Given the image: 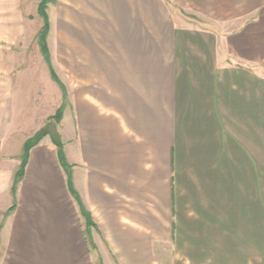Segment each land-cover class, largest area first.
Returning a JSON list of instances; mask_svg holds the SVG:
<instances>
[{
  "label": "crops",
  "instance_id": "1",
  "mask_svg": "<svg viewBox=\"0 0 264 264\" xmlns=\"http://www.w3.org/2000/svg\"><path fill=\"white\" fill-rule=\"evenodd\" d=\"M65 1L55 128L93 225L50 132L13 193L52 113L1 88L0 264H264V0ZM18 10L0 0V31Z\"/></svg>",
  "mask_w": 264,
  "mask_h": 264
},
{
  "label": "rangeland",
  "instance_id": "2",
  "mask_svg": "<svg viewBox=\"0 0 264 264\" xmlns=\"http://www.w3.org/2000/svg\"><path fill=\"white\" fill-rule=\"evenodd\" d=\"M40 1L19 0L20 10H18V13L20 12V16L18 18L10 17V25L5 27L7 30L0 31V69L2 67L3 70V72L0 70V89L6 88L9 101L14 102L18 99L21 105H25V109L30 105L37 106L39 104L42 107L41 115L51 112L52 114L47 119L42 130H48L55 139H58L55 127L60 121L56 120L54 114L59 107L63 109L65 75L67 74V79L71 77L69 70L66 71L64 65V30L67 27H75L78 31L79 24L75 20L77 18L75 15H78L79 9L65 0H58L55 4H48L47 6L50 21V33L48 36L50 65L61 82V87L51 78L49 67L41 53L38 42L40 28L43 24L41 17L37 13ZM17 63L23 64L19 67ZM16 67L18 72L24 70L25 78L18 98L12 95L16 93L18 85ZM72 80L73 82L75 81L74 79ZM36 106L30 107L32 114L28 113V115L25 113L22 118L23 123L20 127L27 134L34 131L36 128L35 119L40 117L34 113V111H37ZM15 118L16 115L13 114L9 120Z\"/></svg>",
  "mask_w": 264,
  "mask_h": 264
},
{
  "label": "trees",
  "instance_id": "3",
  "mask_svg": "<svg viewBox=\"0 0 264 264\" xmlns=\"http://www.w3.org/2000/svg\"><path fill=\"white\" fill-rule=\"evenodd\" d=\"M55 2H56V0H41L38 3L37 13H38V16H40L42 21H43L42 27L40 28V32H39L40 35H39L38 42H39L41 53L43 54V56L46 60V63L49 67L51 78L62 87L61 82L58 80L54 69L50 65V54H49L48 43H47V38L49 35V31H50V21H49V16L47 13V6H48V4H55ZM62 114H63V109H62V107H59L54 114V117L56 118L57 121L61 120ZM48 134H49L48 130H41L25 141L24 147H23L22 163H21V166H20V168L17 171L16 176H15V180H14V184H13V193L15 192L16 185L19 183V181H21V179L23 177V173H24V169H25V166L27 163V157H28V153H29L30 149L34 145H36L40 139H42L44 136H46ZM50 135H51V133H50ZM53 139H54V143L57 146L59 161H60L61 165L67 170V180H68L69 190L72 193V195L74 196L75 200L77 201L78 206H79L80 211H81V214L86 219L87 225L90 227L93 225V222L91 220L89 213H87L82 202L80 201L77 193L73 189V186H72V183L70 180V172H69L70 167L65 160L63 150H62V144L60 143V141H58V139H55L54 137H53ZM15 207H16V200L14 199L12 206L7 211V215L9 213H11L15 209Z\"/></svg>",
  "mask_w": 264,
  "mask_h": 264
}]
</instances>
